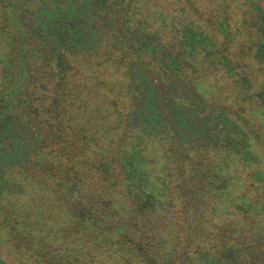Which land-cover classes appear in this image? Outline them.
<instances>
[{
    "label": "trees",
    "instance_id": "obj_1",
    "mask_svg": "<svg viewBox=\"0 0 264 264\" xmlns=\"http://www.w3.org/2000/svg\"><path fill=\"white\" fill-rule=\"evenodd\" d=\"M37 1L0 0V148L25 155L15 168L0 157V233L15 255L37 264H264V254L244 244L239 211L218 220L227 204L245 206L230 189L233 176L211 168L216 156L252 159V138L226 108L209 111L198 96L205 83L185 72L199 70L189 33L202 45L217 40L188 26L200 10L264 70V0L175 2L192 19L177 49L163 34L174 19L161 0H63L34 10ZM119 27L124 36L145 33L141 48H153L155 64ZM214 54L206 50L204 63ZM222 58L210 62L222 61L230 75L232 62ZM170 61L177 79L200 93L191 101L184 92L166 99L148 74L169 83ZM136 65L143 68L137 84ZM190 131L204 132L202 139ZM29 132L41 142L26 155Z\"/></svg>",
    "mask_w": 264,
    "mask_h": 264
},
{
    "label": "rangeland",
    "instance_id": "obj_2",
    "mask_svg": "<svg viewBox=\"0 0 264 264\" xmlns=\"http://www.w3.org/2000/svg\"><path fill=\"white\" fill-rule=\"evenodd\" d=\"M63 0H39L35 2L34 10H38L41 5L46 6L45 8L53 9L56 3L62 2ZM179 0H161V9L165 13L167 10H170V17H173L176 20V24L172 21V19L167 21L169 23L168 32H163L164 36L169 37V39L175 42L174 47H180L179 38L183 39L182 36L185 35V27L191 22L192 19L187 17L180 7L179 4L175 3ZM163 6V7H162ZM158 7V6H157ZM159 9V11L161 10ZM226 9H222L218 11L220 14L222 13L226 16ZM226 11L229 12V15L232 13L230 9ZM29 17V16H28ZM195 23L192 25H188L192 27L197 33L204 32V28L207 29L210 35H215L216 39L213 43V37L208 38V40L202 45L201 37L193 35L189 33V39L195 43L198 47L199 54H192L189 58L197 60L199 62V70L194 74H190L188 70L187 76L190 78L193 77L196 81H202L205 83L203 87V95L198 93L197 89H193L195 85H190L187 80L183 77L182 79H177L179 74L178 67L169 62V65L164 69L166 70L165 74L167 77L172 78L169 83L164 82L161 83L159 76L155 74V71H152L150 68L148 70V74L152 77L154 83L156 85H160L161 93L165 96V98H178L180 92H184L189 101H191L192 94H200L198 96L201 97L205 106L209 107V111L213 108H218L219 112L223 111L226 108L229 116L236 118L240 117L241 122L244 126L247 127L246 131L249 134V138H252L250 142L251 150L253 152V158L248 159V161H244L238 156H235V161H229L228 158L224 157V159L216 156L213 164H211V168H215V165L221 166L218 168H223V172H227L228 175H232L233 179H229L230 189L235 191L236 202H243L245 208H237L232 203L223 210L220 209V218L218 220H231L234 219V215L230 213V211H239V217L245 222L247 229V237L244 239V244L246 246L255 245L258 250H260L264 254V94L261 95V90H263V81H264V70L263 65L253 56L252 53H248L247 48L241 44V42L237 40H227L223 34H219L216 29V24L213 22V16L206 10H200L199 14L195 15ZM199 18V19H198ZM123 22V21H122ZM233 22V21H232ZM238 24V23H236ZM235 23L232 25L235 27ZM107 27L111 26L113 30L116 28V24L113 22L107 21ZM200 26V27H199ZM238 27V26H237ZM235 27V28H237ZM150 29H154V27H150ZM118 30L121 32L122 36L127 39L135 42L138 47L137 52L143 54V58L155 64L153 57L150 52L152 51V47H145V51L141 48L143 42L146 40L145 33L141 30H135V33L131 32L124 36L122 28L119 27ZM205 36L203 33L202 36ZM203 36V37H204ZM206 37V36H205ZM207 38V37H206ZM178 44V45H177ZM213 48V49H212ZM1 50V48H0ZM206 50H213L215 52L214 55H211L210 61L214 60L215 57L222 58V54L227 56L232 62V73L227 72L225 66L221 64L222 61H219L216 65L208 63H204V55L206 54ZM224 53H221V52ZM177 52V50H176ZM1 55V51H0ZM0 61H2L0 57ZM203 65H206V67ZM143 69L141 66H135L132 68V75L134 76L135 83L138 82V74L140 70ZM144 72V71H143ZM234 72V73H233ZM232 74V75H231ZM246 74L249 76V82L243 81L246 77ZM149 77V78H151ZM195 91L197 93H195ZM172 119V117L170 118ZM171 121V120H170ZM172 124V122H171ZM214 128V127H213ZM212 128L210 132V137L215 135V131ZM194 132L193 134H190ZM204 132L201 131H190L188 133L189 136H194L196 138L202 139ZM35 136L32 132H29L28 137L26 136L23 140L21 146L24 147L25 152H32V148L41 142L40 138ZM218 150L217 147H213ZM19 154V155H18ZM18 155V157H17ZM27 155V152H26ZM211 155H216L215 151H211ZM11 156H13L11 158ZM25 155L22 152L17 153L16 149H2L0 148V157L8 163H3V166L6 168H15L17 162L23 160ZM11 159H6V158ZM29 157V156H28ZM27 157V158H28ZM19 158V160H18ZM217 161V163H214ZM125 171V169H123ZM218 172H221L217 170ZM128 171H125V175L122 176L121 181L126 182L129 175H127ZM122 173V171H121ZM132 175H130L131 177ZM134 177V175H133ZM132 177L131 181L134 179ZM217 177V176H216ZM215 182V186L218 188H223L219 179L213 178ZM215 201V199H214ZM216 206H214L215 208ZM156 235V234H155ZM113 257V256H112ZM111 257V258H112ZM111 258L110 262H112ZM33 259L29 258H19L17 254L11 249V245L6 242L5 236L0 233V264H37V262L33 263ZM120 264H127L122 261H119ZM132 264H136L132 262ZM139 264V263H137Z\"/></svg>",
    "mask_w": 264,
    "mask_h": 264
}]
</instances>
